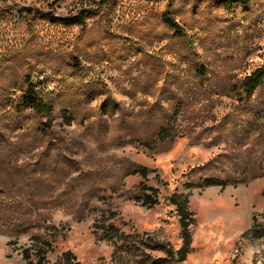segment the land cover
Wrapping results in <instances>:
<instances>
[{
  "label": "rangeland",
  "instance_id": "1",
  "mask_svg": "<svg viewBox=\"0 0 264 264\" xmlns=\"http://www.w3.org/2000/svg\"><path fill=\"white\" fill-rule=\"evenodd\" d=\"M3 1L59 16L95 4ZM166 3L120 0L112 19L93 14L85 30L40 22V38L0 67V110L15 99L29 71L41 79L46 74L42 89L55 107L46 130L47 119L30 110L0 121V161L30 165L38 180L27 221L13 230L0 228V264L37 261L36 236L51 243L49 264H67L66 251L79 264H143L144 252L162 259L159 264H264V234L243 236L254 223L264 229V86L243 101L235 88L264 60V0L233 11L224 0H173L185 39L165 25ZM5 28L0 55L20 44L19 30ZM74 58L84 74L74 71ZM198 64L207 72L203 88ZM63 108L70 109L71 124L61 116ZM167 121L172 138L143 144L153 142ZM141 166L148 168L146 179L133 173ZM207 176L218 182L202 185ZM142 182L159 189L157 205L135 198ZM174 193L188 195L195 220L183 260L147 246L159 242L176 251L183 245L169 200ZM106 217L131 236L122 253L114 254V241L95 232Z\"/></svg>",
  "mask_w": 264,
  "mask_h": 264
},
{
  "label": "trees",
  "instance_id": "2",
  "mask_svg": "<svg viewBox=\"0 0 264 264\" xmlns=\"http://www.w3.org/2000/svg\"><path fill=\"white\" fill-rule=\"evenodd\" d=\"M3 1V0H2ZM120 0H95V4L92 7H82L76 13L59 16L55 15L52 11L45 12L35 9L33 7L21 6L13 8L11 5L0 4V28H5L7 31L19 30L20 44H13L11 47H7L3 54L0 55V67L9 63L12 59H15L16 55L25 54L26 50L30 48V42L39 39V23L45 22L51 28H57L62 31H70L73 28L85 30L88 27L89 19L93 14H100L110 20L117 11V5ZM153 1L156 0H128V2H139L145 3L149 6ZM252 0H224V7L228 11H233L236 6L247 8L251 4ZM4 2V1H3ZM173 0H167L164 9L161 11L162 19L167 27L175 32V34L182 38H186V34L183 26L176 20L172 13ZM11 29V30H9ZM7 35V34H6ZM189 48L194 50V45L188 40ZM29 47V48H28ZM74 71L77 74H84L85 68L78 59L74 58L71 64ZM44 79L46 74L44 73ZM197 81L200 87H206L208 84L207 72L204 65L198 64L196 67ZM44 79H41V75L36 76L31 71L24 75V85L20 89L15 99L6 105H2L0 110V121L9 122L15 120L24 111L30 110L31 113L39 118H46L43 122L45 130L51 126V117L54 114L55 107L52 102L50 93L46 90L43 92L42 84ZM264 86V60L263 63L257 67L253 72L246 75L236 85L237 94L240 100H250L255 94ZM1 102V100H0ZM61 116L64 118L67 124H71L73 119L71 116L70 109H61ZM49 119V120H48ZM174 136L173 126L170 125L169 121L161 124L153 137V142L143 141L146 146H152V144ZM0 141V157L3 153L2 143ZM5 144V143H4ZM6 145V144H5ZM63 149V147H61ZM60 149V151H63ZM261 161L264 164V152L261 155ZM30 165H18L12 162L11 159H3L0 161V228L3 230H13L21 226L27 219L25 218L28 211L34 204V197L30 194L35 189L37 179L31 176L32 171L28 168ZM133 173L140 174L144 179L148 176V168L141 166L137 167ZM214 182H218L215 177L207 176L203 179L202 185H210ZM221 182V181H220ZM226 181L222 184L225 185ZM24 190L28 191L29 194H24ZM159 189L153 186L146 185L144 182L141 183V194L135 196L143 205L153 207L160 202L158 197ZM172 204L175 205L177 214L180 218V225L182 228L183 245L176 251L173 248L167 247L164 243L154 242L148 243V247L151 249H164L170 258H177V260H183L186 258L188 252V245L191 240V234L189 226L194 223L193 213L188 208V195L184 193H174L169 197ZM24 207L26 210H23ZM21 209L22 211H19ZM105 217V216H104ZM108 217L103 219L101 223L96 225L95 232L110 240L114 241L116 247L114 254L122 253L126 247L130 244L129 234H126L113 222H108ZM259 236L264 234V229H259L254 223L253 226L243 233V236L247 235ZM36 255L38 256L37 261H30L28 264H49L46 259V253L51 247V243L44 240L41 236H36ZM122 242V243H120ZM29 258V253H26ZM62 259L67 264H79L76 260V256L71 251H66L63 254ZM162 259H153L152 256L146 252L143 253V264H159Z\"/></svg>",
  "mask_w": 264,
  "mask_h": 264
}]
</instances>
